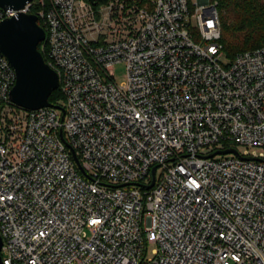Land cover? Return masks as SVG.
<instances>
[{
	"label": "built area",
	"instance_id": "2783aa9c",
	"mask_svg": "<svg viewBox=\"0 0 264 264\" xmlns=\"http://www.w3.org/2000/svg\"><path fill=\"white\" fill-rule=\"evenodd\" d=\"M33 1L0 22L42 20L64 110L0 51L3 263L264 264V46L224 64L217 1Z\"/></svg>",
	"mask_w": 264,
	"mask_h": 264
},
{
	"label": "water",
	"instance_id": "95a60500",
	"mask_svg": "<svg viewBox=\"0 0 264 264\" xmlns=\"http://www.w3.org/2000/svg\"><path fill=\"white\" fill-rule=\"evenodd\" d=\"M32 0H0V6L8 9H23ZM96 3V0H89ZM38 15L25 11L5 18L0 22V51L8 59L16 72V82L11 88L10 99L17 106L26 109H36L55 105L49 100L50 95L59 87V75L52 68L39 49L46 37L44 27L38 22ZM64 108L60 105H56ZM236 152L233 148L216 150L217 153ZM152 168V182H155V169ZM3 239L0 235V264H4L1 255Z\"/></svg>",
	"mask_w": 264,
	"mask_h": 264
},
{
	"label": "trees",
	"instance_id": "16d2710c",
	"mask_svg": "<svg viewBox=\"0 0 264 264\" xmlns=\"http://www.w3.org/2000/svg\"><path fill=\"white\" fill-rule=\"evenodd\" d=\"M217 1L221 19L224 53L233 59L237 53L264 46V0H211ZM32 11L36 4L33 1ZM43 25L42 20H38ZM42 42L39 43V49ZM46 57L45 51L42 52ZM64 94L58 87L50 95L49 100L62 105Z\"/></svg>",
	"mask_w": 264,
	"mask_h": 264
},
{
	"label": "rangeland",
	"instance_id": "374dc122",
	"mask_svg": "<svg viewBox=\"0 0 264 264\" xmlns=\"http://www.w3.org/2000/svg\"><path fill=\"white\" fill-rule=\"evenodd\" d=\"M192 1H197V0H192ZM230 60H231V58L228 57L225 53L221 57V61L224 64H227ZM115 78L117 79V82H123L126 80V68H125L124 64H118L115 67ZM239 150L243 153H245L246 151L254 152V150H256V148H247L246 146H239ZM155 246H156V244H154V243H150L148 245V257H151L154 255L153 250H154Z\"/></svg>",
	"mask_w": 264,
	"mask_h": 264
}]
</instances>
